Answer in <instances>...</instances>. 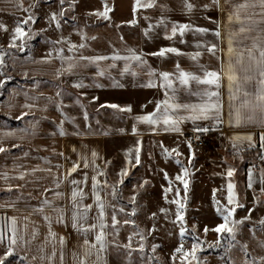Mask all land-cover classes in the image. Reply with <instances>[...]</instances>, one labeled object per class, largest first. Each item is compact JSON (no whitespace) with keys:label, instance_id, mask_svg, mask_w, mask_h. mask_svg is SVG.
Instances as JSON below:
<instances>
[{"label":"crops","instance_id":"1","mask_svg":"<svg viewBox=\"0 0 264 264\" xmlns=\"http://www.w3.org/2000/svg\"><path fill=\"white\" fill-rule=\"evenodd\" d=\"M37 1L20 0L23 5L20 8L16 0H0V16L26 14L23 9L29 10ZM128 1L131 0L76 1L75 4L83 7L79 13L96 19L91 23L93 26L106 25L105 29H109L105 40L90 36L80 39L76 34L74 39L65 38L59 28L56 41L36 44L23 42L29 49L45 50V53H26L13 56L9 61V73L19 78V84L9 87L5 98L0 100V116L10 120L26 118L22 125L11 126L5 120V124L0 125V148L5 149L0 152V190H11V195L0 196V210L7 235L11 237L15 230L16 245L32 264H80L81 260L85 264H110L108 227L111 202L108 193L111 190L108 186L112 182L108 180L107 169H113L115 147L120 142H133L139 148L152 145L154 155L148 162L152 161L154 174H158L157 170L159 174H183L182 166L188 169V190L184 192L190 198L194 179L200 178L195 174H201L202 185H214L220 190L217 196L220 200L223 197L220 205H227V185L232 183L237 204L242 205L236 207L234 217L243 220L250 216L247 220H251L249 222L253 225L264 226L260 223L264 220V183L260 182L264 167L258 171L252 170L251 164L256 154L250 153L257 149L264 151V141L261 139L264 137V123H261L259 111L252 121L244 119L240 124L235 122V108L239 107L244 97L240 94L239 99H230L228 81L223 71L230 59L228 39L238 31V25L229 24L228 16L234 11V5L244 0H219V3H214V0H187L194 5L191 10L185 7L186 0H155L154 7H141L135 13V0L131 1L132 6L124 8V2ZM250 2L256 3L257 7L248 9L247 15L256 13L252 19L257 22L264 19L259 15L261 9L258 0ZM105 6L110 9L107 19L96 14L103 12ZM62 10L58 15L59 20H64ZM245 15L242 13L241 18H245ZM134 19L136 23H130ZM173 25L190 27L183 35L177 31L176 36L168 39L166 37L171 36ZM252 28L254 30L247 34L248 38L234 37L233 62L236 53L251 48L256 38L264 39V23H255ZM217 31L220 36L215 34ZM115 35L120 38H114ZM241 39L243 42L238 43ZM80 44L85 47L71 48V45ZM212 45L216 46L215 54L208 51ZM167 47H175L182 55H151ZM9 48L21 50L19 47ZM133 51L141 55L144 64L130 59H112L114 56L130 57ZM196 53L200 55L193 60L192 56ZM101 56L108 59L95 60ZM69 63L74 65L71 73L66 71ZM125 65H128L129 72H123ZM177 65L180 70L201 78L206 71L221 75L218 89V103L221 106L219 122L215 119L214 111L209 113L208 119H187L195 113L183 107L169 109L174 117H185L178 125V132L166 131L162 123L150 125L137 119L156 111L158 103L163 110L165 99L170 105L209 102L207 97L195 94L209 86L194 81L188 86L179 84ZM161 72L173 74L172 89L163 86L164 81L159 76ZM253 75L252 82L245 85L250 93H255L259 86L258 74ZM150 82L156 86L147 87ZM77 84L82 86L76 87ZM210 90L216 89L212 86ZM71 94L88 95L95 113L104 109L105 130L94 126L97 125L94 121L95 124L89 126L93 132L83 133L75 123L66 120L71 111L68 106L71 101L66 100ZM249 99L255 102L254 96ZM211 102H217V98L213 97ZM111 104L119 107L106 106ZM114 109L121 115L119 118L110 116ZM78 110L83 113L81 108L78 107ZM133 128L136 129L135 134ZM196 128H208L209 131H194ZM192 132L205 135L207 145L204 148H197L189 141L188 134ZM249 136L251 140L246 139ZM165 149L171 155H167ZM144 160L145 157L140 161L143 163ZM177 160L181 164H177ZM129 161L134 163L135 156L122 157V162ZM85 163L88 167L84 166ZM74 164L79 167L69 175ZM229 169L234 170L231 177L227 176ZM250 173L251 188L248 187ZM94 177L99 181L97 191L105 204L107 246L104 251L90 249V254L85 256L84 240L87 238L94 242L95 233L89 232L85 236L73 228L71 193L74 189L83 191L84 198H77L81 210L83 205L92 206L86 223H97L98 208L92 188ZM73 180L79 183L73 184ZM211 190L208 189V195ZM57 193L60 195L57 196ZM212 201L209 209L216 210V199ZM187 205L192 209V201ZM240 211H244V215L238 214Z\"/></svg>","mask_w":264,"mask_h":264},{"label":"rangeland","instance_id":"2","mask_svg":"<svg viewBox=\"0 0 264 264\" xmlns=\"http://www.w3.org/2000/svg\"><path fill=\"white\" fill-rule=\"evenodd\" d=\"M76 1L85 2L89 0H64L63 4L60 0H39L35 2L26 13L32 15L35 22H30L25 26L29 34L23 42L36 44L37 42L56 41L59 28L65 38L74 39V34H76L80 39L90 36L93 39L105 40L107 37L106 32L109 29H105L106 25L93 26L91 23L96 19L85 17L79 13V10L83 7L75 4ZM131 1L124 2V8L132 6ZM61 10L63 11L64 20L58 19ZM54 13L56 14V20L51 19ZM26 14L15 17L0 16V24L5 25L7 28V31L0 29V55L3 56V64L0 65V82L2 81L0 84V100L4 99L7 93L3 95L2 92L5 83H10L11 86H18L19 84V78L15 74L9 73V61L13 56L32 52L34 54L45 53V50H31L24 43L23 49L19 48L21 50L18 51L7 47L11 43L14 28L18 22L26 18ZM57 23L59 27H57ZM114 38H120V36L115 35ZM88 98L89 96L84 94L67 96L66 101H71L69 105L67 104L70 106L69 110L71 111H69L70 115L67 114L66 120L75 123L83 133L93 132V130L90 131L89 126L95 123L97 125L94 126L102 127L105 130L104 115L102 113L104 109H99L95 113L94 107L90 104L91 100ZM78 107L82 109L83 113L79 112ZM113 112V115H110L111 117L119 118L121 116L115 109ZM25 118L24 116L20 118L21 124L19 125L23 124ZM3 120L0 117V125L5 124ZM94 121L96 122L93 123ZM121 143L115 147L116 158L111 165L113 169H110L111 171L107 169L108 180L112 182L108 186L111 190L108 193L111 202L108 227L110 264H180L181 254L175 253V249L183 243L184 249L190 250L197 237L202 242V250H198V259L192 261V264H250L253 259L257 261V264H260V258L264 257V226H256L249 222L251 220L243 219L244 222L237 226L236 239L231 242L232 246H229V238L222 239L220 245L216 246L218 236L211 229L223 221L217 209H209V206H212L214 198L216 201L223 202V197L221 200L217 197L220 195V190L218 191L214 185L207 186L205 183L202 185L201 174H195V177L200 176V178L194 179L191 188L192 198H190V195H185L183 184L175 179L177 175H181L183 179L187 180V176L167 174L168 180H166L165 175L159 174L158 170V174H154V165L152 161L151 163L148 162L149 158L154 155L152 145L139 148L140 160L142 161L145 157V163L140 161L136 165L135 162H122V157L133 158L136 155L135 149L137 146L133 142ZM125 168L128 170V175H119ZM145 181L147 183H144ZM169 181H171V185ZM170 186L172 190L166 192L165 189ZM113 188L116 190L115 196L112 195ZM177 188L180 190L179 197L176 195ZM209 188L212 190L208 195ZM6 195H11V190H0V196ZM133 197H135L134 202ZM175 199H180L185 203L183 215L185 227L189 231L184 237L179 234V222L173 223L176 220L177 205L171 203V201ZM190 200L192 201V209H189L187 205V203H191ZM120 208H124V211L120 212ZM133 209H135L134 215H132ZM161 209L165 211L162 212ZM244 213V211H240L238 214L244 215ZM113 214L116 215L118 221L115 227L112 226ZM234 218L242 220L237 219V217ZM205 227L209 229L207 234L204 233ZM0 234L4 237V242L0 243V258H3L8 246L9 236L6 233L1 210ZM129 245L130 247H128ZM243 245L247 246V255L242 249ZM174 254L176 255L175 262L172 259ZM189 260H191V257H189ZM5 264L32 263L21 254L17 245H15L14 255L8 257Z\"/></svg>","mask_w":264,"mask_h":264},{"label":"snow or ice","instance_id":"3","mask_svg":"<svg viewBox=\"0 0 264 264\" xmlns=\"http://www.w3.org/2000/svg\"><path fill=\"white\" fill-rule=\"evenodd\" d=\"M60 2L63 4L64 0H60ZM214 3H219V0H214ZM17 7L22 8L23 5L20 3V0H16ZM258 5L261 9V12L259 15L264 18V0H258ZM155 6V0H135V5L133 7V12L135 13L139 8H152ZM185 7L189 10H191L194 5L191 3H188L186 0ZM257 7L256 3L250 2V0H244L243 3H237L234 5V11L229 14L228 16V22L229 24L235 23L238 25V31L231 34L229 39H228V55L230 57L228 63L226 64L225 68L223 69L224 75L228 81V89L230 93V99L231 100H237L240 98V94L243 95L244 99L241 101L239 107L235 108V122L237 124H240L242 120L247 119L248 121H252L254 119L255 113L259 111L261 114V123H264V39L261 38H256L254 40L253 45L251 48H244L243 51L236 53V59L235 62L232 61L231 57L234 54V48H233V43H234V37L240 36L243 39L248 38L247 34L252 32L254 29L252 28V25L255 23H264V19L261 21L257 22L252 19V16L256 15V13H252L251 15H247V10L250 8H255ZM23 11L27 13L28 9L24 8ZM110 9L105 6V9L103 12L96 13L97 15H100L104 17L105 19L108 18V12ZM245 13V18H241V14ZM52 20H56V14L54 13L51 16ZM30 22L34 23L35 20L32 15H27L26 18L22 19L20 22H18L17 26L13 30L12 38H11V43L9 47H19L23 49V41L25 40V37L28 36V31L26 30L25 26L28 25ZM130 23L135 24L136 21L135 19L132 20ZM57 27H59V24L57 23ZM151 27V26H150ZM190 26L189 25H173L171 29V36H168L166 38L172 39L174 36L177 35V31H179L180 35H183L184 31L188 29ZM0 29H3L7 31V28L5 25L0 24ZM198 31H206L205 29H198ZM147 34V30L146 33ZM217 36H220V33L217 31L215 33ZM243 39L240 41H237L238 43H242ZM17 41H20V44H17ZM76 47L83 48L85 47L84 44H80L79 46L77 45H71V48L74 49ZM216 46L212 45L210 48H208V51L215 54ZM131 51V50H130ZM168 53H174L177 55H182V53L179 52L178 49L175 47H167V48H161L158 52L151 53V55L154 56H160V57H165L166 54ZM245 53L247 54V62H245ZM258 53V55L256 54ZM200 55V53H196V55L192 56V59L195 60L197 57ZM70 59V58H69ZM81 59H87L85 57H81ZM108 59L107 57H96L95 60H104ZM113 60L117 59H130L133 61L139 62V64H144L145 61L142 59L141 55L136 54L134 51L132 52V55L130 57H119V56H114L112 57ZM3 64V56L0 55V65ZM74 65L69 63L68 68L66 69L67 72L71 73L73 70ZM130 69L128 65H125L123 72H129ZM103 74V73H101ZM135 75V73H132ZM154 75L155 73H150ZM177 74H178V80L179 84L183 86H188L190 82H195L199 85H207L209 86L208 88L203 89L200 92L195 93L196 95H200L202 97H207V100L209 102L199 104V105H170L168 102V99H165L163 101V110H161V105L158 103L156 106V111L153 113L143 115L140 117H137V119L141 122L150 124V125H155L162 123L165 125V130H171V131H180L179 129V123L185 119V117H174V115L170 114L169 109H178L180 107H183L185 109H190L194 115L187 117V119H191L193 121L198 120V119H208L209 118V113L215 112V119L217 122H219V112H220V104L218 103L219 100V87H220V80H221V75L218 72L211 71V72H205L204 77L201 78L200 76L194 75L189 72H185L179 69V65H177ZM253 74H258L259 79L257 81L258 83V88L255 93H250L245 85L249 84L252 82L254 79ZM160 78L164 81V87L168 89L173 88V79L172 73L169 72H161L159 73ZM76 87H81L82 85H75ZM147 87H155L156 85L154 83H149L146 85ZM214 86L216 90H210L211 87ZM250 96L255 97V102L249 99ZM216 97L217 102H211L212 98ZM97 99V98H94ZM28 107H31V105H27ZM105 106V105H102ZM107 107L111 108H118V105L111 104V105H106ZM122 111L127 110L130 111V109H121ZM22 118V117H18ZM194 131H202V132H207L209 131L208 128H196ZM136 129L133 128V133L135 134ZM246 139L251 140V137H246ZM262 141H264V137L261 138ZM189 149H191V144L189 143ZM5 151L4 148H0V152ZM167 155H171V153L168 152L167 149L164 150ZM175 151V150H173ZM136 155H135V164L138 165L140 163V156L139 152L140 149L137 147L135 149ZM177 155H180V153H177ZM93 156H95V153H93ZM129 163H132L129 161ZM177 164H181L179 160L176 161ZM85 167H88V164H84ZM79 167L78 164H74L72 169L69 172V175H71L72 172H75L77 168ZM182 171L183 175L187 176L188 175V169L183 168L182 166ZM234 170L229 169L227 171V176L231 177L233 175ZM103 175V173H101ZM121 176H127L128 175V170L125 168L121 171L119 174ZM165 179L168 180V175L167 173L164 174ZM177 181L183 184L185 192H187L188 189V181L183 179V176L177 175L175 177ZM123 181L121 180V183ZM260 182L264 183V173L261 174L260 177ZM73 184L79 183L78 181L73 180ZM144 183H147L145 181ZM169 184L171 185V181H169ZM99 185V181L96 180V178H93V195L95 198V203L98 208V215L96 217L97 223H91L88 224L86 223L88 220V212L91 210V205H83L82 210H81V205L79 204L77 198L79 197L80 200L84 198V193L82 190H73L71 193V199L73 201L74 205V211L72 215V221H73V228H75L77 231L83 233L85 236L89 232H94L95 237H94V242H90L87 238L84 240V247H85V256H88L90 254V249H97L98 251H104L107 243H106V233L104 229L107 227V225L104 222V217H105V204L100 196L99 191H97ZM248 187H252V179H251V173L249 177V184ZM228 189V194H227V205H220L219 201H215L217 204V212L218 214L221 215L222 217V223L217 225L215 228L211 229V231H214L218 239L216 241V246H219L221 243L222 239L229 238V246H232V241H235L236 239V230L237 226L242 224L244 221L243 220H236L234 218V214L236 212V207H242V205H238L233 189L234 185L232 183H228L227 185ZM171 186L168 189H165L166 192L171 191ZM264 191V189H262ZM179 188L176 189V195L179 197ZM116 190L113 188L112 195L115 196ZM60 194L57 193V196ZM215 195V191H214ZM166 198V197H165ZM135 200V197H133V202ZM45 203H49L48 201H45ZM171 203H174L177 205V212H176V220L173 221V223L179 222V234L181 237H184L188 233V229L185 227V222H184V215H183V210L185 208V203H183L180 199H175L171 201ZM120 212L124 211V208L119 209ZM161 211H165L164 209H161ZM135 214V209L132 211V215ZM249 217H246L245 219H249ZM47 219V217H46ZM63 217H60V220L62 221ZM15 223V221H13ZM118 223L116 219V215H112V226L115 227V225ZM127 223V221H126ZM261 224H264V220L260 221ZM209 229L205 227L204 233L207 234ZM15 230L13 229V235L8 238V246L5 251V254L3 258H0V264H5L6 260L8 257H11L14 255V246L16 245L17 241L15 238ZM54 235V234H53ZM4 242V237L2 234H0V243ZM61 243H63V238H61ZM202 242L199 241V238H196V242L193 243L192 247L190 250H185L183 247V243H181L176 249L175 253L181 254L180 255V264H192V261H197V252L198 250H202ZM130 247V245L128 246ZM242 249L245 251V254L247 255V246L243 245ZM142 250V249H141ZM154 250V249H153ZM189 257H191V260H189ZM173 261L175 262L176 260V255L174 254L172 257ZM80 264H85L84 260H81ZM250 264H257V261L254 259L250 262ZM260 264H264V257L260 258Z\"/></svg>","mask_w":264,"mask_h":264},{"label":"built area","instance_id":"4","mask_svg":"<svg viewBox=\"0 0 264 264\" xmlns=\"http://www.w3.org/2000/svg\"><path fill=\"white\" fill-rule=\"evenodd\" d=\"M189 141L197 148H204L207 145L206 137L203 133L192 132L188 134ZM264 167V151L259 150L256 154L255 162L251 165V169L259 170Z\"/></svg>","mask_w":264,"mask_h":264},{"label":"trees","instance_id":"5","mask_svg":"<svg viewBox=\"0 0 264 264\" xmlns=\"http://www.w3.org/2000/svg\"><path fill=\"white\" fill-rule=\"evenodd\" d=\"M9 86H11L10 83H5V84H4V86H3V88H2L3 95H4V93L7 92ZM0 117L3 118V119H4L9 125H11V126H16V125L21 124L20 119H18V120H10V119L5 118V117H3V116H0ZM258 152H259V149H257V150H252L250 153L255 155V154H257Z\"/></svg>","mask_w":264,"mask_h":264}]
</instances>
